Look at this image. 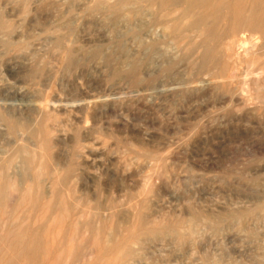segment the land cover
<instances>
[{
  "label": "rangeland",
  "instance_id": "374dc122",
  "mask_svg": "<svg viewBox=\"0 0 264 264\" xmlns=\"http://www.w3.org/2000/svg\"><path fill=\"white\" fill-rule=\"evenodd\" d=\"M128 1L0 0V264H264V27Z\"/></svg>",
  "mask_w": 264,
  "mask_h": 264
},
{
  "label": "bare ground",
  "instance_id": "6f19581e",
  "mask_svg": "<svg viewBox=\"0 0 264 264\" xmlns=\"http://www.w3.org/2000/svg\"><path fill=\"white\" fill-rule=\"evenodd\" d=\"M159 1H160V5L166 6V7L169 5L174 6V7H178L175 5H180V6L185 5V10L183 11V16L189 15L193 10L199 11V10L210 9L211 11L213 10L212 11L213 13H215V12H217V9L225 8L228 11V13L233 17L234 25H238L239 23H237L236 21H238L243 16H245L247 18V20H250L251 23L259 25L262 28L264 27V0H159ZM126 2H129V1L126 0ZM166 17H169V15L162 16L161 18L165 19ZM166 24L169 28H171V25L169 23H166ZM172 26L175 27V24H173ZM192 26L194 27L195 25H192ZM254 39H256V38H254ZM250 42H252V41H250ZM253 42L250 45L252 48H249L248 50H244L245 55H251L252 54L253 47L255 48L254 44L256 43V42H254V44H253ZM235 43H236V41H235ZM237 44L238 43H236V45ZM248 45H249V42H248ZM233 46L235 47V44ZM240 48H241V46H240ZM244 48H242V50ZM238 53L240 54V52H238ZM253 53L255 54V52H253ZM240 58H242L241 54H240Z\"/></svg>",
  "mask_w": 264,
  "mask_h": 264
}]
</instances>
